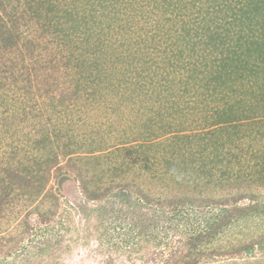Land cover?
Masks as SVG:
<instances>
[{
  "label": "trees",
  "instance_id": "1",
  "mask_svg": "<svg viewBox=\"0 0 264 264\" xmlns=\"http://www.w3.org/2000/svg\"><path fill=\"white\" fill-rule=\"evenodd\" d=\"M0 75V113L19 123V103L26 120L0 136V264H71L62 229L86 245L103 227L105 264L148 248L145 264H264V232L217 244L264 219L263 197L231 191L264 186V0H0ZM148 93L136 133L127 109ZM84 96L125 120L110 148L60 121ZM64 176L78 200L53 186ZM160 228L179 234L167 255Z\"/></svg>",
  "mask_w": 264,
  "mask_h": 264
},
{
  "label": "rangeland",
  "instance_id": "2",
  "mask_svg": "<svg viewBox=\"0 0 264 264\" xmlns=\"http://www.w3.org/2000/svg\"><path fill=\"white\" fill-rule=\"evenodd\" d=\"M150 9H151V7H147V6L144 7V10L150 11ZM143 19H145V18H143ZM144 21H142L141 23H143ZM136 32L138 33L139 30ZM135 35H137V34H135ZM135 35H133V37L137 38L138 35L137 36H135ZM0 77H1V75H0ZM147 87H150V86L148 85ZM150 94L151 93H148V95H144V94L142 95V98H143L142 101L144 103L142 110H140V108H139L140 107L139 103L133 104V108H134L133 111H132V109H129V108L127 109V113L138 111L139 120H137L138 123L136 125V133H138L139 131H142V128L145 125L144 123H146L147 119L149 120V118L152 116L149 114L150 110H148L150 108L149 104H151L152 101H150V100H148V98H146V97H149ZM88 102H90V101L88 100ZM147 102H149V103H147ZM105 103H106V100L104 99V100L99 101L98 103H92L90 105H87L85 108V105L89 104V103H87L85 96L79 97L77 99L76 105L74 107L75 108L74 113H72V114H71V112L67 113L65 115V118H62L60 121H62L64 123L66 128L69 125H72V126L76 125L77 128H79L77 130V133H80L79 138H78L80 141L83 140L84 137H86V139H87V137H94L95 139H100V140H104L106 138V139H109L108 140L109 142H106L105 145L109 146V148H110V145H113L114 143H116L118 141L117 139H119V134H118L117 129L119 127L120 128L123 127L125 120L123 119L121 121L120 119H118V116H117L118 113L116 114L114 112L113 108L108 110V108H107L108 105H106ZM11 105H13L12 108H14L16 110V111H14V115H18L20 117L19 119H17V120H19V123L14 122L12 111H9L6 113H0V136L4 139H6L5 137H8V135L10 134L6 130H9L10 132H15L17 130L16 127L20 126L21 129H24L23 125L26 124V123H23L26 120L25 121L23 120L24 115L22 114V111L18 110V106L21 107V105H19V103H12V102H11ZM109 106H111V104ZM3 109H4V107L0 108V111H3ZM8 113L12 117V119L10 121V123L13 122L12 125H6L5 124L6 120L4 119V116L7 117ZM33 120H36V118L32 117L30 120H28L29 121L28 123H31ZM68 120H70V122ZM13 126H15V129H13V131H11L10 129ZM6 132H8V133H6ZM18 133H16V134H18ZM16 136L17 135H15L14 137H16ZM16 138H18V137H16ZM23 138H26V137H23ZM259 145L264 146V140H262ZM1 147L4 148L3 145ZM105 148H107V147H105ZM148 154L152 155L151 157H152L153 161L158 160V158L162 159L160 157L159 153L155 154L154 152H148ZM139 162L143 165L142 160ZM163 162L164 161L162 160L161 163L163 164ZM140 163L136 164L134 171H141L144 168V167H140ZM160 167H161L163 172L167 170L164 167H162L160 164H158L157 169H160ZM145 174H147V172ZM131 177H133L132 173H129V178H131ZM146 180L147 181L150 180L149 175H147ZM52 183H54L53 186H55V187H58V185L60 184L59 188H60L61 193L63 195H66L70 199V201H76L79 199L78 193L76 192V183H75L73 176H64L63 179L61 178L58 181H53ZM238 184H239V186H241V188H239L237 186ZM247 184H248V181L233 184V186L231 187L232 188L231 191H233V193H235L237 191H241V192L247 191L249 193L252 191V192L257 193L258 195H260L261 197L264 198V186L255 185L251 188ZM146 187H148V186L146 185ZM228 190L218 189L215 192V196L221 197V196L225 195V193H226L225 191L228 192ZM63 198H65V197L63 196ZM241 203L242 204L248 203V199L242 200ZM63 208H64V206H63ZM213 212H214V214H217L218 210L217 211L216 210L210 211L209 213H206L205 216H207V215L211 216ZM261 218H263V217L260 216V217H256V219L241 220L238 223L231 225L230 228L227 230V232H225L223 234L221 241H219V243L217 242V244H222L225 248H230L232 245H237V244L242 243L245 239H256L258 237L259 233L264 232V219L262 220ZM179 222L180 221H174V225L178 224ZM162 223H163V225H165V226L167 225V227H168L169 222H162ZM191 224H193V223H190L189 225H191ZM54 225H55V227L57 226L56 224H54ZM182 226H185L183 224V222L180 224V227H182ZM156 230H158V229H156ZM176 230L177 229L171 230V229L167 228V238H161L164 236V232H165L164 229L160 228L158 230V238H159L158 242L162 240V242H161L163 244L162 247L165 249L164 252L166 253V255H167V252L172 248V243L174 242L173 240H169V239L173 238V236H175V235H177V236L179 235ZM54 231H55V229H54ZM101 231L102 232H99V233L89 237L87 240L88 243L86 245L85 244L80 245L81 244L80 242H78V243L74 242L75 237L77 235L76 231H74L72 229H67V228L62 229V232L66 234L67 242L71 243L73 249H75V253H74L75 257H73L71 264H105L106 257L108 255H110V253L106 252V251H107V248H109V246H108L110 244L109 238L111 235H109L110 231L105 232L104 227ZM100 234H102V238L104 240L106 239V243H104L102 240L99 239ZM113 240L114 239H112V241ZM120 249H122V248H120ZM153 249H155V248H148L147 250L145 249L147 252L151 253V254L147 253V254H145V256L142 255V253L145 250L141 253L136 252V254H132L131 257H130V255H128V253H126L125 255L118 256L119 253L115 250H113L112 255H113V257H117V256L119 257L117 259L118 264H145L144 261L147 258H149L150 256H153V253H152ZM255 252H256V256L259 257L261 255V252L259 251L258 247H256ZM240 259H241V257H240ZM150 264H157V263L152 262Z\"/></svg>",
  "mask_w": 264,
  "mask_h": 264
}]
</instances>
